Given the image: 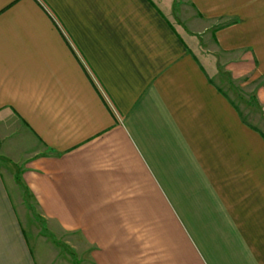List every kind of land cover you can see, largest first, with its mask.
Returning a JSON list of instances; mask_svg holds the SVG:
<instances>
[{
	"label": "crops",
	"instance_id": "crops-1",
	"mask_svg": "<svg viewBox=\"0 0 264 264\" xmlns=\"http://www.w3.org/2000/svg\"><path fill=\"white\" fill-rule=\"evenodd\" d=\"M237 75L264 102V0H0V264H264Z\"/></svg>",
	"mask_w": 264,
	"mask_h": 264
},
{
	"label": "rangeland",
	"instance_id": "rangeland-1",
	"mask_svg": "<svg viewBox=\"0 0 264 264\" xmlns=\"http://www.w3.org/2000/svg\"><path fill=\"white\" fill-rule=\"evenodd\" d=\"M260 84V78L253 81L250 80L247 75H237L234 83L230 80V88L231 90L233 89L235 93V99L239 104H241V107L246 112L249 110V112L252 113L253 123L257 121L260 115L264 117V102L257 98V92ZM249 103H251L250 107L248 106L250 105ZM18 173L19 171L16 170L13 175L15 181H18L19 179ZM13 202L15 204L21 226L28 233L32 241L33 239H38L46 243H51L56 241H67V239L70 238L66 233L59 234L52 231L55 230L56 225L41 215L37 204L25 187L14 190ZM57 238L60 239L58 240ZM34 251L35 253L39 252L36 249H34ZM77 252L79 254V251ZM78 254L75 255V259H78Z\"/></svg>",
	"mask_w": 264,
	"mask_h": 264
}]
</instances>
